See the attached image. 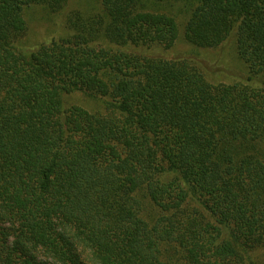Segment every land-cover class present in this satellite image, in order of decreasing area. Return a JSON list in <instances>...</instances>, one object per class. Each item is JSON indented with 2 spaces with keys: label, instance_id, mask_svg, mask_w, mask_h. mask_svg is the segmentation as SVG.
I'll use <instances>...</instances> for the list:
<instances>
[{
  "label": "trees",
  "instance_id": "16d2710c",
  "mask_svg": "<svg viewBox=\"0 0 264 264\" xmlns=\"http://www.w3.org/2000/svg\"><path fill=\"white\" fill-rule=\"evenodd\" d=\"M69 1L0 0V264H264V0H98L19 49ZM232 33L244 83L146 51Z\"/></svg>",
  "mask_w": 264,
  "mask_h": 264
},
{
  "label": "rangeland",
  "instance_id": "374dc122",
  "mask_svg": "<svg viewBox=\"0 0 264 264\" xmlns=\"http://www.w3.org/2000/svg\"><path fill=\"white\" fill-rule=\"evenodd\" d=\"M98 0H70L59 13H50L41 6H31L23 10L26 24V34L18 47L24 52L30 51L42 43L59 40L66 37L68 32L64 25V16L73 10L94 12ZM236 36L232 33L226 41L215 49H200L186 43L179 38L169 50L161 47H152L147 53L161 56L166 59L187 58L203 69L206 79L211 83L235 84L244 83L247 78V69L239 60L236 51ZM67 106L77 105L89 111L95 109L96 100L81 94L66 96ZM257 257L264 259V250L257 253Z\"/></svg>",
  "mask_w": 264,
  "mask_h": 264
}]
</instances>
